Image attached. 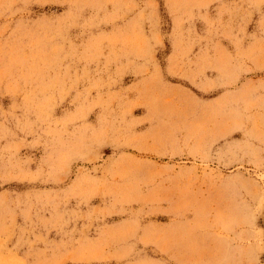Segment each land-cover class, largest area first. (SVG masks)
Segmentation results:
<instances>
[{"label":"rangeland","instance_id":"rangeland-1","mask_svg":"<svg viewBox=\"0 0 264 264\" xmlns=\"http://www.w3.org/2000/svg\"><path fill=\"white\" fill-rule=\"evenodd\" d=\"M0 264H264V0H0Z\"/></svg>","mask_w":264,"mask_h":264}]
</instances>
